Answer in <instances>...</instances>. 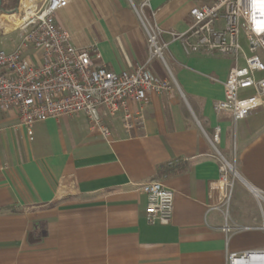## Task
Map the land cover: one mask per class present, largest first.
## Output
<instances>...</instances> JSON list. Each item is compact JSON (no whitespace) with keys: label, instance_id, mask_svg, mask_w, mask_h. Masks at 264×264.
Segmentation results:
<instances>
[{"label":"crops","instance_id":"0c3cea01","mask_svg":"<svg viewBox=\"0 0 264 264\" xmlns=\"http://www.w3.org/2000/svg\"><path fill=\"white\" fill-rule=\"evenodd\" d=\"M143 2L168 42V70L157 60L148 67L175 83L148 95L142 128L126 133L119 114L105 115V140L78 113L35 123L29 139L14 112L0 114V264H228L231 253L264 251V109L237 121L216 113L232 58L187 55L170 36L188 28L193 6L210 0H69L55 19L76 47H93L95 62L130 70L148 58L133 7ZM216 127L219 153H235L227 216L214 185ZM151 180L173 192L167 224L147 220L139 185ZM225 218L240 228L226 234Z\"/></svg>","mask_w":264,"mask_h":264},{"label":"built area","instance_id":"2783aa9c","mask_svg":"<svg viewBox=\"0 0 264 264\" xmlns=\"http://www.w3.org/2000/svg\"><path fill=\"white\" fill-rule=\"evenodd\" d=\"M32 13L13 31L17 40L11 50L0 49V114L14 112L19 125L32 139L33 126L50 117L82 113L91 131L109 140L110 129L105 115L117 114L126 133L142 128L143 106L150 93H162L172 88L171 76L158 77L148 65L159 61L167 70L168 42L162 29L148 17L141 3L138 17L146 32L148 58L130 70L114 71L92 57V46L76 47L70 33L56 23V14L69 0H32ZM20 4L17 13H23ZM14 13L13 15H16ZM190 24L183 32L170 31L182 51L189 55L203 53L230 56L233 65L223 82V98L213 104L216 113L229 112L234 121L244 119L250 112L264 109V0H210L189 10ZM243 34L248 46L246 54L241 42ZM97 54L95 55V57ZM243 58V65L239 59ZM252 93L240 96V91ZM131 104L136 108L131 109ZM220 129L210 138L219 160V180L215 188L222 190L225 215L232 195L233 179L228 161L216 148ZM234 166V165H233ZM233 176V175H232ZM146 195V217L149 222L167 224L173 214V192L159 180L139 185ZM240 226L225 218L222 230L229 234ZM264 233V221L259 226ZM264 264V251L228 255V264Z\"/></svg>","mask_w":264,"mask_h":264},{"label":"rangeland","instance_id":"374dc122","mask_svg":"<svg viewBox=\"0 0 264 264\" xmlns=\"http://www.w3.org/2000/svg\"><path fill=\"white\" fill-rule=\"evenodd\" d=\"M22 2L23 0H17V3L12 11H7V9L0 10V49L7 50V51L11 50L14 46L15 41L17 40V31L5 32L8 29L5 28V25L1 27V24L7 23V20L14 19L15 16L13 17L11 16L8 17V16L11 14L17 13L18 12L17 9L19 8L20 4H22ZM36 3H37V8H39L40 1L37 0ZM4 5L6 6V0H4ZM133 7L136 11V14L138 11L139 12L141 11L140 6H133ZM263 60H264V57H263ZM225 159L228 161L230 165H235V153H232L230 156H226ZM228 175H229V180L233 179V182H235L237 176H235V174L233 173L232 175L234 177L231 174H228Z\"/></svg>","mask_w":264,"mask_h":264},{"label":"bare ground","instance_id":"6f19581e","mask_svg":"<svg viewBox=\"0 0 264 264\" xmlns=\"http://www.w3.org/2000/svg\"><path fill=\"white\" fill-rule=\"evenodd\" d=\"M22 4L24 5V10H23V13H21L20 15L17 13L16 15H9L8 17H14L13 20H7V23H3L1 24V27L5 25V28L8 29L7 31L5 32H9V31H12L13 29H15L17 26H19L25 19H27V17H29V15L32 13V10H33V7H34V4H33V1L32 0H23ZM229 164V163H228ZM229 167H230V171L231 173L235 174V176H237V173L235 171V168L233 165H230L229 164ZM234 177V176H233ZM255 191V190H254ZM249 260V264H252L251 260Z\"/></svg>","mask_w":264,"mask_h":264},{"label":"trees","instance_id":"16d2710c","mask_svg":"<svg viewBox=\"0 0 264 264\" xmlns=\"http://www.w3.org/2000/svg\"><path fill=\"white\" fill-rule=\"evenodd\" d=\"M17 3V0H6V6L4 5V0H1V9H7V11H12ZM5 6V7H4Z\"/></svg>","mask_w":264,"mask_h":264},{"label":"water","instance_id":"95a60500","mask_svg":"<svg viewBox=\"0 0 264 264\" xmlns=\"http://www.w3.org/2000/svg\"><path fill=\"white\" fill-rule=\"evenodd\" d=\"M0 8H1V0H0ZM255 252V251H254Z\"/></svg>","mask_w":264,"mask_h":264}]
</instances>
